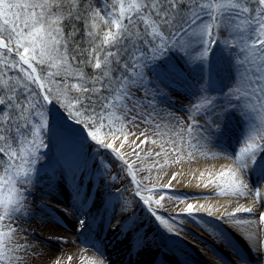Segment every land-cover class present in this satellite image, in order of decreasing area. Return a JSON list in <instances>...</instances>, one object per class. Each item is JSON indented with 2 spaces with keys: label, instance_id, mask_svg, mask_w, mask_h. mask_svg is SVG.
<instances>
[{
  "label": "snow or ice",
  "instance_id": "1",
  "mask_svg": "<svg viewBox=\"0 0 264 264\" xmlns=\"http://www.w3.org/2000/svg\"><path fill=\"white\" fill-rule=\"evenodd\" d=\"M217 50L230 72L219 92L214 90ZM191 76L198 88L182 124L163 106L172 86ZM233 112L246 130L235 151H228L214 142ZM149 143L160 151L145 152ZM198 156L229 161L209 171L206 183L201 172V184L219 197L260 201L255 229L253 219L239 216L252 214V206L221 212L187 203L176 216L201 221L231 250L217 257L220 264H250L225 235V225L245 229L240 239L247 253L264 255V188L251 181L253 173L264 181V0H0V264H35L48 256L19 223L33 216L31 198L42 172L50 200L58 181L71 192L72 206L61 211L74 215L78 240L91 227V188L107 182L101 224L127 240L131 257L155 243L140 219L141 207L176 234L175 218L159 209L165 199L186 203V197L165 191L181 173H171L159 188L138 180L137 173ZM145 157L153 158L150 166ZM122 176L131 178L129 185L121 187ZM201 212L216 218L217 225L204 221ZM116 215L123 218L113 225ZM81 242L101 257L92 264H110L94 242L87 237ZM72 260L69 255L67 264ZM77 264L87 262L80 257Z\"/></svg>",
  "mask_w": 264,
  "mask_h": 264
},
{
  "label": "bare ground",
  "instance_id": "2",
  "mask_svg": "<svg viewBox=\"0 0 264 264\" xmlns=\"http://www.w3.org/2000/svg\"><path fill=\"white\" fill-rule=\"evenodd\" d=\"M237 135L239 134H234L230 136V133H226L225 136L224 134H221L220 136L223 137L221 140H215L216 145H221L222 142L224 143L222 146L226 147L228 149L231 145L233 144L235 140L237 139ZM219 136V135H218ZM234 145V144H233ZM233 149V148H230ZM127 151V148L125 149ZM235 150V149H234ZM87 151V150H86ZM144 151H153L156 152L152 147L144 146ZM54 154H55V149H53V152H50V159H54ZM133 159H135L133 157ZM153 158L145 157L144 159V165L150 166L152 164ZM160 163L164 164L163 158H160ZM140 166V165H137ZM182 168H188V169H183V170H177L178 167L175 165L165 164L162 169H152L151 173L146 172V171H141L137 173V178L140 179L141 181H144L146 183H149L151 180H155V186L159 188L162 184H165L168 182L171 173L173 172H179L182 174L183 171H187L188 174H185V176H177V179L173 181V187L170 190H165V191H170V192H190L189 186H186L184 184L186 181H188V184L190 187H193V184L196 180L199 181V174L197 173L198 168L202 167L197 165H194V168L188 167L186 164H183L181 166ZM218 165H215L213 169H216ZM148 180H145V177H149ZM252 176V175H251ZM257 176H260L259 173ZM123 178V176H122ZM194 179V180H193ZM253 180V179H251ZM253 182H256V180H253ZM87 184L88 182L85 181ZM47 183H44L43 186L41 187L40 191L35 190L33 192V197L32 199V212L33 216L29 219H24L21 220L19 223L20 225L25 229L26 233H33L34 236H29L28 239L32 241L33 244H39L41 249L44 250L48 256L41 257L39 260L35 261V264H53L52 258H59L67 264V257L70 255L73 257L72 264H77L78 260L80 257H84L87 264H92V262L100 259L101 257L98 255V253L93 249V248H86L85 244L82 243L86 237L89 239V235L92 236L94 235L95 241L97 242L96 245L101 248L105 253V255L108 257V261H110V264H178V261H184L180 259L177 255L175 256L174 254H171L167 249L162 250V245L160 242H158V236L159 237L166 239L168 238L169 241L172 244L177 243L182 248H187L191 253H194L198 256L199 260L203 264H220V261L217 259V257L220 256H227L230 252L228 250H225L222 245H220V241L210 234V232L207 230H202L204 228L201 226V231L200 230V225L196 223L195 225L197 226L194 228V230L198 229V231H193L186 224H183L179 221L176 222L175 220V225L174 227H177L181 230H184L186 233L177 231L176 234L168 233L162 225L160 233L156 232L158 229H153L151 227V223L148 220L147 217L145 216H140V219L144 222L145 226L149 229L148 235L149 239L155 240V243L143 250L139 255L135 256H129L128 253V243L126 239L118 240L115 236V230L110 229L104 225L101 224L102 218L105 216V205L104 201L109 198L108 196V185L107 182H99L97 185L92 186L91 191L93 195V199L95 202V206L90 209V214H89V223L91 225L90 230L84 232L82 235H80V239H77V231H76V220L74 215L69 211L68 215H58L60 212L63 214L61 211V208L63 206L65 208L71 207L73 204L72 200V194L71 192L67 189V187L63 184L62 181L57 182V187L60 190V192L66 194L68 193V197H66V200L60 202H52L51 200H45L46 204H58L60 207L53 209L49 208H43L42 206L44 205L43 202L41 203L39 201V196L43 194V189L47 188ZM258 185V184H257ZM152 184L149 186L151 187ZM201 188L196 187V189L200 190H210L212 191V188H205L203 184H201ZM258 187L264 188V186L258 185ZM195 188V187H193ZM113 189L112 191H114ZM194 190V189H192ZM132 191V189H131ZM131 191L128 189V193L125 194V198L128 197L129 193ZM147 195V194H146ZM260 201H257L256 206H260ZM195 204H204L205 207H208L211 205L214 209L215 208H220V211L223 212L225 210V207H227L228 211H234V209L238 205H245V206H252L254 207L255 205L252 204V202H247L244 201L242 202V199L238 200H228L227 199H211L209 201L206 200V202H200L196 201ZM166 206H173L170 203H166ZM142 213V207L140 209V214ZM163 216L171 217L170 214L173 215V213H166V212H160ZM167 214V216L165 215ZM255 212L252 213V215ZM111 208L109 207V212L108 215H111ZM247 215L249 216L248 213H241L239 215ZM174 215L176 213L174 212ZM200 216L204 217L206 216L207 219V214L206 213H199ZM219 216V213H216V217ZM182 217V216H180ZM123 217L120 215H116L115 218L113 219V225L119 222ZM208 219L214 220L217 222L216 218H211L208 217ZM57 221H61L62 225L64 228L67 230V232H72L75 235V238H67L65 236L64 232L62 229L58 228H52L49 227V224H54L57 223ZM171 223V221H170ZM229 230L227 231L228 238L233 241V243L241 249L242 252H245L248 257L250 264H264V255L257 256L255 254H252L250 252L247 253V245L246 243L240 239V237L245 236L243 234L242 230L236 227H233L231 225H225ZM118 230V229H117ZM53 233L59 234L63 236L66 240V243H59L56 240L55 235ZM207 235L206 239H202V235L204 236ZM20 238L23 239L24 233L19 234ZM205 238V237H204ZM210 239V240H209ZM190 240V241H189ZM195 240V241H194ZM199 242H198V241ZM90 241V240H89ZM197 242V243H196ZM211 242V247L210 249L208 248V243ZM213 243V244H212ZM213 252H215V255H213ZM253 261V262H252ZM225 262V261H224ZM227 262V261H226ZM107 264V261H106ZM188 264V263H187Z\"/></svg>",
  "mask_w": 264,
  "mask_h": 264
},
{
  "label": "rangeland",
  "instance_id": "3",
  "mask_svg": "<svg viewBox=\"0 0 264 264\" xmlns=\"http://www.w3.org/2000/svg\"><path fill=\"white\" fill-rule=\"evenodd\" d=\"M213 65L217 67V71L214 75V82H215L214 90L216 92H219L227 85V83L230 79V72L228 70L226 63H224L223 60L221 59V53L219 50H217L216 55L213 57ZM197 88H198V85H196V78L194 76L186 77L185 81L181 84H174L172 86L173 90L170 94V101H167L166 103H168V104L163 106L165 112H170L173 117H179L181 123L183 124L185 121L184 109L189 105L190 98H193L191 96L193 93H195L197 91ZM217 95H218V93H217ZM165 123H167V121H165ZM173 123H175V121H173ZM143 127L144 126H141L140 129H133V130L139 132V131L143 130ZM245 130H246L245 125H244L243 121H241L239 116H237L234 112L230 113L226 117L225 122H224V126H223V130L219 134V136H217L216 140H218V141L221 140L223 137H221L220 135L224 134V136H225L226 133H230V136H232L234 134H239V135H237L238 140L234 141V143H233L234 145L231 143L230 144L231 146L228 149H226V147L222 146L224 144L223 142L221 145H219V144L218 145L215 144V145L218 147L224 148L225 150H228V151H235L234 149H236V147H237L238 143L240 142V139H241L242 135L244 134ZM149 134H151V130H149ZM145 146H148L149 148L152 147L154 150L160 151V148L158 145H153V144L149 143V144H146ZM230 148H233V149H230ZM85 150H87V148ZM213 151H217V149L214 148ZM49 157H50V153H49ZM228 163H229L228 160H223L220 158H209L207 156H198V158L194 161L176 164L175 166L178 167L177 170L188 169L185 167L182 168L181 166L183 164H186L188 167H191V168H194V165H197V164L199 166H202V167L198 168V170H197V173L199 174L198 175L199 181L196 182V180H195V182L193 184V187H195V188L190 187V185L188 184V181H186L184 183V184H186V186H189L190 192H182V193L181 192L178 193L175 191L172 192L174 195H180V196L186 197V203L185 204L177 205V203L174 199H165L163 201V207L160 208L159 211L160 212H166V213H173V215L172 214H170V215H171V217L175 218L176 222L179 221L183 224H186L188 226V228H190L193 231H196V230L198 231V229L194 230V228L197 227L195 225L196 223H198L200 225L199 231H201V226L204 227L203 228L204 230H207V226L204 225L201 221H199V220L193 221V220H190L189 218H187L186 216L177 217L176 215H174V212L178 213L181 211V209L186 207L187 203H194L195 204L196 201L206 202V200L209 201L211 199L216 200V199H221V198L222 199L228 198V200H233V199L238 200V199L233 198V197H219L215 194V191L213 189H212V191H210L209 189L205 190V191L200 190V189H196V187H199V188L202 187L201 186V178H200L201 172L205 173V181L204 182L206 183L207 182V180H206L207 173L209 171L215 172V171L219 170L221 167L227 165ZM215 165H218V167L216 169H213L215 167ZM185 174H188V172L183 171L181 176H185ZM257 174L258 173H253L251 176V179L256 180L258 185L264 186V181H261V177L257 176ZM122 179H123V184L121 185V187H123L125 185H129V181L131 179L130 177H123ZM138 180H140V179H138ZM253 180H251V181H252V183L255 184L256 182H253ZM154 182H155V180H151L147 184H148V186H150L151 184L155 185ZM131 189H132L131 186H129L130 191H131ZM192 189H194V190H192ZM168 192H170V191H168ZM146 194H148V193H145V195ZM241 199H242V202H244V201L252 202V204L255 205L253 207L255 215H252V214H249V216L243 215V214L239 215L240 217L253 219V221H254L253 230H254L255 229L256 213H258L261 210V208H260V206H256L257 202L254 203L251 198H248V199L241 198ZM166 203H170L173 206H171V207L166 206L165 205ZM166 213H165V215L167 216ZM201 213L203 214V212H201ZM142 215L148 218V220L151 223L152 230L158 229V230H156V232L160 233L161 226L158 225V223L156 221L152 220L146 213H144L143 209H142V213L140 214V216H142ZM203 220L210 222L214 226L217 225L216 221L208 219V217L206 219V216H205V218L203 217ZM175 228L177 229V231H181V232L186 233L184 230H181L177 227H175ZM221 230L224 231L223 228ZM241 230L243 231L242 233L246 235V230L245 229H241ZM201 233H202V231H201ZM225 235H227V231H225ZM261 235L264 236V233H261ZM157 236H158V242H160V244L162 245V250L167 249V251H169L171 254H174L175 256L177 255L180 259L187 261L188 264H203L202 262H200L198 256L194 253H191L187 248H185V247L182 248L179 245H177V243H176V245L175 244L171 245V242L169 241L168 238L163 239V238L159 237V234H157ZM206 237H208V236L205 234H204V236L202 235V239H206ZM220 245H221V243H220ZM208 246H209L208 247L209 249L211 247L213 248V246H211L210 243H208ZM224 249L228 250L229 252L231 251L229 248H226V247H224ZM224 264H227V262L225 261Z\"/></svg>",
  "mask_w": 264,
  "mask_h": 264
}]
</instances>
